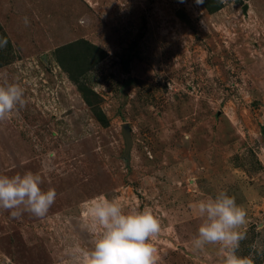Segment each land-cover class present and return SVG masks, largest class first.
<instances>
[{
	"label": "rangeland",
	"instance_id": "374dc122",
	"mask_svg": "<svg viewBox=\"0 0 264 264\" xmlns=\"http://www.w3.org/2000/svg\"><path fill=\"white\" fill-rule=\"evenodd\" d=\"M203 4L0 0V85L26 101L0 121V175L32 172L56 191L43 217L0 208V264H75L93 247L80 213L98 195L152 210L157 264H223L219 245H192L193 205L221 191L247 212L237 255L264 264V0ZM78 40L104 57L73 82L54 51Z\"/></svg>",
	"mask_w": 264,
	"mask_h": 264
},
{
	"label": "clouds",
	"instance_id": "9594fccd",
	"mask_svg": "<svg viewBox=\"0 0 264 264\" xmlns=\"http://www.w3.org/2000/svg\"><path fill=\"white\" fill-rule=\"evenodd\" d=\"M25 103L20 85H0V121L11 119ZM55 156L54 151L46 154L44 171L52 170ZM41 183V175L32 172L0 175V208L12 210L13 217L22 212L43 217L55 202L56 191L42 190ZM193 210L203 218L192 241L195 249L216 244L223 253V264H253L250 258L237 255L246 237L241 229L247 224V212L234 197L221 191L215 198L194 204ZM80 215L91 222L95 239L91 250H76L75 264H157V249L151 241L161 233V224L150 208L125 211L117 201L98 195L84 204Z\"/></svg>",
	"mask_w": 264,
	"mask_h": 264
},
{
	"label": "trees",
	"instance_id": "16d2710c",
	"mask_svg": "<svg viewBox=\"0 0 264 264\" xmlns=\"http://www.w3.org/2000/svg\"><path fill=\"white\" fill-rule=\"evenodd\" d=\"M202 1L204 3V7L209 12L216 11L220 8V0ZM4 43L9 45L7 41H4ZM103 57L104 52H102L98 47L93 46L84 40L68 43L54 51L56 63L73 82H77L80 76L85 74L89 68L100 61ZM1 59L2 57L0 56V61ZM1 65L2 63H0V66ZM82 93L85 95L83 91ZM86 102H88V100H86ZM94 117L101 125H105L103 115L100 112L97 111V113H94Z\"/></svg>",
	"mask_w": 264,
	"mask_h": 264
},
{
	"label": "water",
	"instance_id": "95a60500",
	"mask_svg": "<svg viewBox=\"0 0 264 264\" xmlns=\"http://www.w3.org/2000/svg\"><path fill=\"white\" fill-rule=\"evenodd\" d=\"M129 128L126 124L122 125V135L124 138V142H125V156L128 155L129 153V148L131 146V139H130V135H129Z\"/></svg>",
	"mask_w": 264,
	"mask_h": 264
}]
</instances>
